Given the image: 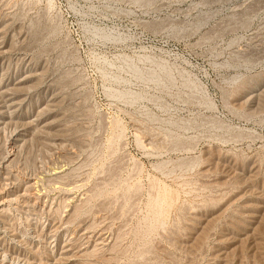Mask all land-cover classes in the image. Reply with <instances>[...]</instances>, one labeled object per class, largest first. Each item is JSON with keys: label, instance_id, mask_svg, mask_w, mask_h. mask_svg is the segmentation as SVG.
I'll use <instances>...</instances> for the list:
<instances>
[{"label": "rangeland", "instance_id": "374dc122", "mask_svg": "<svg viewBox=\"0 0 264 264\" xmlns=\"http://www.w3.org/2000/svg\"><path fill=\"white\" fill-rule=\"evenodd\" d=\"M0 24L13 42L0 57V79L30 64L39 70L30 110L53 96L59 102L49 134L36 124L34 136L14 144L24 130L19 113L0 131V184L9 173L19 194L30 181L41 185L29 192L30 206L7 208L0 264H63L71 255L72 264H264V215L254 226L239 216L264 198V87H252L255 101L244 98L264 78V0H0ZM100 30L122 38L104 40ZM129 64L146 74L166 65L172 84L137 79ZM53 139L60 146H48ZM10 156L15 164L4 175ZM54 170L64 173L47 176ZM195 215L209 221L204 230ZM231 228L243 233L232 247ZM86 231L96 233L90 241Z\"/></svg>", "mask_w": 264, "mask_h": 264}, {"label": "bare ground", "instance_id": "6f19581e", "mask_svg": "<svg viewBox=\"0 0 264 264\" xmlns=\"http://www.w3.org/2000/svg\"><path fill=\"white\" fill-rule=\"evenodd\" d=\"M140 1H142V2H144L145 4H150V3H152L154 0H140ZM17 15V14H16ZM2 18H4V17H2ZM13 22V21H12ZM202 20L201 21H199L198 23H197V27L199 26V25H201L202 24ZM23 24V23H22ZM4 24H0V57H2L3 59L4 58H6V56H7V54L8 53H10V49L12 48V39L10 40V42H8L7 41V30H6V33H5V27H2ZM10 25V24H9ZM9 25H8V27H9ZM7 26V25H6ZM29 28V27H28ZM30 29H31V27H30ZM96 29H92V31H94V34H95V31ZM97 30H99V29H97ZM20 31V30H19ZM23 31V30H22ZM15 32V31H14ZM18 32V31H17ZM31 32V31H30ZM109 32V31H108ZM112 32V31H111ZM106 33V31L105 32H103V30L101 31H97V35H100V38L102 37V38H104V40H119L120 39V37L119 36H115L114 34H112V33ZM19 33V32H18ZM29 33V32H28ZM32 34H33V36L31 37L33 40H37L38 38H39V36H40V34H41V25L40 24H35V25H32V32H31ZM93 34V33H92ZM116 34V33H115ZM16 35V34H15ZM15 35H13V36H15ZM96 35V34H95ZM21 36V35H20ZM27 36V35H26ZM96 37V36H95ZM98 37V36H97ZM122 38V37H121ZM18 38H16V40H17ZM25 39V38H24ZM121 40V39H120ZM14 41V40H13ZM24 41V40H23ZM22 41V42H23ZM26 41V40H25ZM18 42V41H17ZM22 48V47H21ZM14 49H17V47L16 48H14ZM10 50V51H9ZM13 50V49H12ZM13 52V51H12ZM17 52V51H16ZM13 54V53H12ZM4 62V61H3ZM34 62V61H33ZM126 63V62H125ZM128 63V62H127ZM3 64V63H2ZM26 64V63H25ZM4 65V64H3ZM2 65V68H4V66ZM16 65V64H15ZM30 64H27L26 66H27V68L25 69V70H23V71H21V72H19V73H17L16 75H14V76H8V77H6V75H4V76H2L1 77V79H0V131H2V130H4L8 125H11L10 123L11 122H13V120L16 118V115L19 113V115H21L20 117H17V119L18 120H20L21 122H23V128H24V130L23 131H21V132H16L13 136V143L14 144H19V143H24V142H26V140H27V138L29 137V138H31V136L33 135L32 134V130H33V128H34V125H36L37 124V126L40 128V132H42V133H45V134H49L52 130H56L57 129V127L55 126V122H53V121H51V120H54L55 118H57V117H59V116H57V114L59 115V112L57 113V114H55V110H53V108L55 107V105H57L56 104V102H57V100H56V96H53V97H51L50 98V100L47 102V104L44 106V107H42V105H39V106H37L36 108H33V110H30V109H32L31 108V99H30V104H28L27 105V100H29L28 99V96H29V91L32 89V87H34L33 85L37 82V80H39L38 79V76H39V74H38V71L39 70H37V69H34V68H32L31 66H29ZM161 65V66H160ZM160 65H158V66H160V70L159 69H157V70H159V71H161L162 72V74L163 75H160L161 74V72H160V74H157V70L154 72V69L152 70L153 72H149L148 74H146V73H144L142 70H140L139 68H137L136 66H134V65H132V64H129V68L132 70V72L134 73V75H136L137 76V79L139 78V79H142V81H143V79L145 80V79H149V80H152V81H156V82H162L163 80L167 83H171L172 84V78H171V72L170 71H168V69L165 67V66H162L163 64H160ZM34 66V65H33ZM154 66V65H153ZM152 66V67H153ZM1 67V66H0ZM11 68H12V66H11ZM36 68V67H35ZM159 71H158V73H159ZM11 75V74H10ZM44 76V75H43ZM173 77V76H172ZM42 79V78H41ZM119 79V78H118ZM148 80V81H149ZM147 81V80H146ZM186 80H184V83H185V85L187 86L188 84H189V81L186 83L185 82ZM264 78H257V79H255L254 81H252L251 83H249V86L251 87L247 92H245V94H244V98H246V102H249L250 100H254L255 101V99L254 98H256V91H258V90H256V89H253L254 87H264ZM192 85H193V83H191ZM39 85V84H38ZM191 86V85H190ZM248 86V85H247ZM248 86V87H249ZM189 87V86H188ZM194 86H192V88H193ZM196 87V86H195ZM194 87V88H195ZM253 87V88H252ZM60 88V87H59ZM244 88V87H243ZM196 90L198 89L197 87L195 88ZM194 89V90H195ZM240 89V88H239ZM34 90V89H33ZM32 90V91H33ZM31 92V91H30ZM60 93V92H59ZM121 93V92H120ZM235 93V92H234ZM57 94V93H56ZM239 94V93H238ZM31 95V94H30ZM55 95V94H54ZM120 96H121V98L123 97L125 100H129V101H132V100H135L134 98L135 97H139V94L136 96V95H134L133 96V94L132 93H121V94H119ZM141 95V94H140ZM258 95H260V94H258ZM52 96V95H51ZM232 96V95H231ZM261 96H262V94H261ZM264 96V95H263ZM119 97V96H118ZM141 97V96H140ZM33 98V97H32ZM122 98V99H123ZM239 98V97H238ZM234 99V98H233ZM260 99H262V98H260ZM259 100V99H258ZM208 101V100H207ZM57 103H59V102H57ZM242 103H244V104H247V103H245V102H242ZM252 103V102H251ZM63 104V103H62ZM258 104V103H257ZM259 104H261L260 102H259ZM238 105V104H237ZM250 105V104H249ZM262 105V104H261ZM240 106H241V104H240ZM57 107V106H56ZM55 107V108H56ZM246 107H247V105H246ZM261 107V106H260ZM54 108V109H55ZM61 108V107H60ZM256 109H257V107H256ZM30 110V111H29ZM249 110V109H248ZM45 111H47V113L46 114H44L43 115V112L45 113ZM250 112V111H249ZM254 112H255V110H254ZM251 113H253V111H251ZM63 115V114H62ZM64 116V115H63ZM62 116V117H63ZM61 117V118H62ZM64 118V117H63ZM59 120V119H58ZM61 120V119H60ZM63 120V119H62ZM66 122V121H65ZM64 122V123H65ZM13 123H15V122H13ZM57 123V122H56ZM16 124H18V123H16ZM15 124V125H16ZM63 124V123H62ZM14 125V126H15ZM60 125V124H59ZM65 125V124H64ZM60 127H61V125H60ZM17 128H18V126H17ZM16 128V129H17ZM64 128V127H63ZM65 129V128H64ZM22 130V129H21ZM58 130H59V128H58ZM36 131H39V130H35V132ZM60 131H62L61 129H60ZM59 131V132H60ZM67 131V130H66ZM65 131V132H66ZM63 132V131H62ZM61 132V133H62ZM11 133V132H10ZM64 133V132H63ZM37 134V133H36ZM64 134H66V133H64ZM67 135V134H66ZM34 136V135H33ZM40 136V135H39ZM42 136H43V134H42ZM49 136H51V134L49 135ZM48 136V137H49ZM56 136V135H55ZM4 137V136H3ZM45 137H47V136H45ZM47 137V138H48ZM50 138V137H49ZM67 138V137H66ZM65 138V139H66ZM9 139V138H8ZM31 140V139H30ZM68 140H70V139H68ZM48 141V140H47ZM41 142V141H40ZM46 142V141H45ZM70 142V141H69ZM32 143V142H31ZM49 143V142H48ZM52 143H53V145H59L60 143H62L60 140H51L50 141V145H48V146H53L52 145ZM31 145V144H30ZM22 146V145H21ZM60 146V145H59ZM42 147V146H41ZM61 147H62V145H61ZM71 147V146H70ZM21 148V147H20ZM33 148V147H32ZM55 148V147H54ZM69 148V147H68ZM30 149V148H29ZM59 149V148H58ZM45 150V149H44ZM62 150H63V148H62ZM54 151V150H53ZM26 152V151H25ZM13 153V152H12ZM61 153V152H60ZM71 153V152H70ZM7 154V153H6ZM20 154V153H19ZM19 154H18V156H19ZM207 155H208V152H207ZM12 156V155H11ZM10 156V157H11ZM2 157V156H1ZM5 157V156H4ZM8 157V156H7ZM6 157V160H4L5 161V163L7 164V166L4 168L3 166V168L5 169V174L4 175H7V171L9 170L10 171V169H8V168H10L9 167V165L15 160V158L14 157H11V158H7ZM58 157V156H57ZM211 157V156H210ZM63 158V157H62ZM65 158H67V157H65ZM208 158V157H207ZM206 158V159H207ZM225 158V157H224ZM2 160V159H1ZM17 160H19V159H16V161ZM68 160V159H67ZM15 161V162H16ZM0 162H2V161H0ZM206 162V161H205ZM14 163V162H13ZM15 164V163H14ZM66 164V163H65ZM211 164V163H210ZM12 166V165H11ZM212 166V165H211ZM225 166V165H224ZM258 166V165H257ZM58 167V166H57ZM260 167V166H259ZM60 168V167H59ZM215 168V167H214ZM213 168V169H214ZM62 169V168H61ZM227 169V168H226ZM233 169V168H232ZM248 169V172L250 173V174H253V173H255L256 171H255V169H254V167L253 168H247ZM56 170V169H55ZM51 171V174L50 175H47V176H50L51 178H58V177H61V175L64 173L63 171H60V170H58V171ZM65 170V169H64ZM8 171V172H9ZM222 171H223V169H222ZM232 171V170H231ZM245 171H246V169H245ZM261 171V170H260ZM2 172V171H1ZM211 172V171H210ZM219 172V171H218ZM221 172V171H220ZM10 173H12V172H10ZM49 173V172H48ZM66 173H67V171H66ZM209 173V172H208ZM212 173V172H211ZM230 173V172H229ZM1 174V173H0ZM13 174V173H12ZM220 174V173H219ZM234 174V173H233ZM250 174H249V176H250ZM256 174V173H255ZM259 174V173H258ZM8 175H9V173H8ZM8 175L6 176V178L5 179H3L2 180V182H1V184H0V223L1 224H3L4 225V223H3V219L6 217V214L9 212V208L8 207H11L12 205H14V204H16V205H18L19 203H23L24 204V206H30V198H31V195H29V192H31L32 190H34L36 187H38L39 185H38V183L37 182H32V181H30V182H28L27 183V186H26V189H25V192L23 193V194H19L20 192L16 189V185L15 186H13V187H15V189L14 190H11V189H9V187H10V185L7 183V181H8V178H10V176L8 177ZM213 175V174H212ZM229 175V174H228ZM241 175H243V174H241ZM264 175V174H263ZM45 176V175H44ZM43 176V177H44ZM257 176H259V175H257ZM8 177V178H7ZM15 177V176H14ZM46 177V176H45ZM62 177H64V176H62ZM232 177V176H231ZM244 177V176H243ZM242 177V178H243ZM251 178L249 179V181L252 179V177H253V175L252 176H250ZM254 177H255V175H254ZM254 177H253V179H254ZM14 179H16V178H14ZM14 179H13V181H14ZM49 179V178H48ZM55 179L53 180L54 182H56L55 181ZM61 179V178H60ZM233 179V178H232ZM240 179V178H239ZM245 179V178H244ZM10 180H11V178H10ZM20 180V179H19ZM46 180H47V178H46ZM52 180V179H51ZM51 180H49V181H51ZM228 180H229V178H228ZM234 180V179H233ZM16 181V180H15ZM14 181V182H15ZM29 181V180H28ZM37 181V180H36ZM52 181V182H53ZM58 181H60V180H58ZM230 181V180H229ZM238 181V180H237ZM239 181H241V180H239ZM244 181H246V180H244ZM248 181V180H247ZM254 181V180H253ZM9 182V181H8ZM233 182V181H232ZM220 183V182H219ZM231 183V182H230ZM244 183V182H243ZM243 183H242V185H243ZM251 183V182H250ZM253 183V182H252ZM40 184V183H39ZM236 184V183H235ZM245 184H247V182L245 183ZM20 185V184H19ZM232 185V184H231ZM240 185V184H239ZM238 185V186H239ZM41 186V185H40ZM39 186V187H40ZM241 186V185H240ZM239 186V187H240ZM18 187V186H17ZM20 187H21V185H20ZM64 188V187H63ZM233 188H235V187H233ZM240 188H242V187H240ZM19 189V188H18ZM37 189H39V188H37ZM41 189V188H40ZM232 189V188H231ZM263 189V188H262ZM35 191V190H34ZM40 191V190H39ZM39 191H35V193L37 194ZM236 191V190H235ZM242 191V190H241ZM245 191V190H244ZM248 191V190H247ZM246 191V192H247ZM33 192V191H32ZM31 192V193H32ZM251 192V191H250ZM230 193V192H229ZM232 193V192H231ZM239 193H240V191H239ZM248 193V192H247ZM247 193H246V196H247ZM253 193V192H252ZM251 193V194H252ZM33 194V193H32ZM171 194V193H170ZM233 194V193H232ZM249 194V193H248ZM256 193H254V194H252L253 196L255 195ZM165 195V194H164ZM241 195V194H240ZM245 195V194H244ZM252 195H250L251 197H252ZM262 195V194H261ZM35 196H37V195H32V197H35ZM72 196V195H71ZM234 196V195H233ZM257 196V195H256ZM165 197V196H164ZM230 197V196H229ZM242 197H243V195H242ZM241 197V198H242ZM255 197V196H254ZM258 197V196H257ZM263 197H264V195H263ZM37 198V197H36ZM76 198V197H75ZM166 198V197H165ZM240 198V197H239ZM238 198V199H239ZM247 198V197H246ZM253 198V197H252ZM260 198V197H259ZM40 199V198H39ZM257 199V198H256ZM240 200V199H239ZM242 200V199H241ZM258 200V199H257ZM76 201V200H75ZM157 201V200H156ZM256 201V200H255ZM260 204H259V206H256V207H254V206H249V205H247V206H241L242 208H241V210H240V212H241V215H239V216H241V219L242 220H244V221H246V222H248V224H250L251 226H254V225H256V224H258V219H259V216H260V214H263L264 215V213H262L263 211H264V198H262L261 197V199H260ZM161 202V201H160ZM235 202H236V200H235ZM241 202V201H240ZM245 202V201H244ZM237 203V202H236ZM243 203V202H242ZM228 204V203H227ZM165 205V204H164ZM33 206H34V204H33ZM160 206V205H159ZM229 206V205H228ZM21 207V206H20ZM32 207V206H31ZM155 207V206H154ZM218 207V206H217ZM234 207V206H233ZM8 208V209H7ZM34 208V207H33ZM32 208V209H33ZM219 208V207H218ZM229 208H230V206H229ZM228 208V209H229ZM235 208V207H234ZM237 208V207H236ZM8 211H7V210ZM215 209V208H214ZM217 209V208H216ZM30 210V209H29ZM28 210V211H29ZM231 211V210H230ZM16 212V211H15ZM217 212V211H216ZM228 212V211H227ZM226 212V213H227ZM29 213V212H28ZM234 213H235V211H234ZM239 213V212H238ZM205 214V213H204ZM9 215V214H8ZM11 215V214H10ZM160 215V214H159ZM220 215V214H219ZM38 216V215H37ZM201 216V215H200ZM199 216V217H200ZM218 216V215H217ZM57 217V216H56ZM199 217H196V215H195V217L193 216V220H194V225H195V227H196V229L197 230H204L205 228L203 227L207 222L209 223V221L207 220V218H205V219H201V218H199ZM222 217V216H221ZM229 217V216H228ZM70 218V217H69ZM68 218V219H69ZM215 218V217H214ZM231 218V217H230ZM229 218V219H230ZM240 218V217H239ZM7 219V218H6ZM213 219V218H212ZM217 219H218V217H217ZM60 220V219H59ZM75 220V219H74ZM158 220V219H157ZM220 220V219H219ZM69 221H70V219H69ZM68 221V222H69ZM215 221H217V220H215ZM10 222V221H9ZM27 222V221H26ZM237 223H239L238 221H236ZM264 222V221H263ZM262 222V223H263ZM5 223H7V222H5ZM42 223V222H41ZM192 223V222H191ZM208 223H207V225H208ZM214 224H215V222H213ZM30 224V223H29ZM34 224V223H33ZM43 224V223H42ZM193 224V223H192ZM192 224H190V225H192ZM241 224V223H240ZM261 224V223H260ZM7 225V224H6ZM28 225V224H27ZM63 225V224H62ZM80 225V224H79ZM82 225V224H81ZM206 225V226H207ZM242 225V224H241ZM245 225V224H244ZM9 226V225H8ZM13 225H11L10 227H12ZM57 226V225H56ZM193 226V225H192ZM192 226H190V227H192ZM257 226H260V225H257ZM256 226V227H257ZM43 227V226H42ZM59 228L58 229H56V232L60 229V226H58ZM67 227V226H66ZM78 227H80V226H78ZM212 227H213V225H212ZM233 227V226H232ZM242 227V226H241ZM247 227V226H246ZM245 227V228H246ZM57 228V227H56ZM234 228V227H233ZM236 228H238V227H236ZM243 228V227H242ZM253 228V227H252ZM251 228V229H252ZM18 229V228H17ZM80 229V228H79ZM192 229V228H191ZM232 229V228H231ZM248 229V228H247ZM250 229V228H249ZM250 229V230H251ZM259 229H261V228H259ZM8 230V229H7ZM83 230V229H82ZM197 230H195V231H197ZM199 230V231H200ZM234 230H236L235 228H234ZM233 229H232V231H230V234H229V238L227 239V242L226 243H228V245H237L238 243H241V241H242V239H241V237L243 236V233L241 234V233H239V231H234ZM253 230H255V229H253ZM258 230V229H257ZM262 230V229H261ZM4 231L5 232H7L6 231V229L4 228ZM31 231V230H30ZM87 231H89V230H87ZM85 232V234L83 233V236H87L88 237V240L90 241L91 240V238H93V236L96 234H90L89 232ZM97 231V230H96ZM193 231V230H192ZM191 231V233L192 234H194L193 232ZM211 231V230H210ZM248 231V230H247ZM259 231V230H258ZM9 232H11V231H9ZM8 232V233H9ZM53 232V231H52ZM52 232H50V233H52ZM55 232V233H56ZM59 232V231H58ZM75 232H77L76 230H75ZM190 232V231H189ZM203 232V231H202ZM241 232V231H240ZM251 232V231H250ZM13 233H14V231H13ZM78 233V232H77ZM87 233V234H86ZM190 233V234H191ZM207 233H208V230H207ZM10 234V233H9ZM58 234V233H57ZM75 235H76V233H74ZM199 234V232L197 231V233L195 234V235H198ZM200 234H201V232H200ZM253 234V233H252ZM26 235H27V233H26ZM48 235H51V234H48ZM224 235V234H223ZM246 235V234H245ZM248 235V234H247ZM45 236H46V234H45ZM81 236V235H80ZM102 236V235H101ZM202 236V235H201ZM208 236V235H207ZM49 237V236H48ZM197 237V236H196ZM35 238V237H34ZM85 238V237H84ZM247 238V237H246ZM245 238V239H246ZM253 238V237H252ZM255 238V237H254ZM5 239V238H4ZM80 239V238H79ZM101 239V238H100ZM197 239H198V237H197ZM224 239V238H223ZM80 240H82V239H80ZM201 240H202V238H201ZM207 240V239H206ZM225 240V239H224ZM244 240V239H243ZM247 240V239H246ZM245 240V241H246ZM254 240V239H253ZM6 241V240H5ZM12 241L13 242H15L16 244H18V245H21V244H23V241H20L19 240V237H18V235L17 234H13L12 235ZM54 241V240H53ZM78 241V240H77ZM176 241V240H175ZM203 241V240H202ZM256 241V240H255ZM103 242V241H102ZM247 242V241H246ZM205 243V242H204ZM243 243H245V242H243ZM261 243V242H260ZM15 244V245H16ZM28 244V243H27ZM88 244V243H87ZM103 244V243H102ZM257 244H259V242L257 243ZM14 245V246H15ZM67 245V244H66ZM70 245V244H69ZM68 245V246H69ZM232 245H231V247H232ZM247 245V244H246ZM6 246V245H5ZM49 246V245H48ZM73 246V245H72ZM203 246V245H202ZM223 246V245H222ZM243 246H244V244H243ZM11 247V246H10ZM20 247V246H19ZM71 247V246H70ZM190 247V246H189ZM260 247V246H259ZM261 247H263V246H261ZM2 248V249H1ZM0 248V258H3V256H5L4 255V253L7 251L6 250V248L3 246V247H1ZM24 248V247H23ZM60 248V247H59ZM72 248V247H71ZM70 248V249H71ZM89 248V247H88ZM183 248V247H182ZM234 248V247H233ZM257 248V247H256ZM11 249V248H10ZM63 249V251H62V256L63 257H67L68 255H69V250L67 249V247L66 246H64V248H62ZM196 249V248H195ZM226 249V248H225ZM22 250V249H21ZM20 249H18L17 247H14V248H12L11 249V252L13 253V254H15V255H17V256H24L23 255V252L21 251ZM81 250H82V248H81ZM87 250V248L83 251H80V249H79V253L76 255V257H77V259L79 258V260H81L82 259V257L84 258V256H85V251ZM247 250V249H246ZM9 251V250H8ZM190 251V250H189ZM237 251V250H236ZM71 252V251H70ZM76 252H78V250H76ZM89 252V251H88ZM222 252V251H221ZM235 253V252H234ZM239 253V252H238ZM74 254H75V252H74ZM87 254H89V253H87ZM228 254V253H227ZM242 254V253H241ZM258 255V254H257ZM260 255V254H259ZM27 256V255H26ZM88 256V255H87ZM218 256V255H217ZM242 256V255H241ZM6 257V256H5ZM230 257V256H229ZM240 257V256H239ZM18 258V257H17ZM70 258V257H69ZM69 258H62L64 261H65V263H63V264H72V261H71V259H72V255H71V259H69ZM75 258V257H74ZM215 258V257H214ZM244 258V257H243ZM242 258V259H243ZM261 258V257H260ZM7 259V258H6ZM6 259H4V260H6ZM9 259V258H8ZM8 259L6 260V261H8ZM11 259V258H10ZM76 259V260H77ZM85 259H86V257H85ZM88 259V258H87ZM212 259H213V257H212ZM225 259V258H224ZM241 259V261H243ZM33 260V259H32ZM75 260V259H74ZM215 260V259H214ZM245 260V259H244ZM1 261V260H0ZM54 261H55V259H54ZM220 261V260H219ZM235 261V260H234ZM246 261V260H245ZM30 262V261H29ZM41 263H42V260L40 261ZM40 262H39V264H40ZM63 262V261H62ZM62 262H60V260H58L57 262H56V264H61ZM212 262V261H211ZM215 262V261H214ZM213 262V263H214ZM228 262V261H227ZM255 262V261H254ZM5 263V262H4ZM7 263V262H6ZM43 263H44V261H43ZM47 263V262H46ZM3 264V263H2ZM29 264H31V263H29ZM32 264H38V262L37 261H34V262H32ZM55 264V263H54ZM80 264V263H79ZM91 264V263H90ZM241 264V263H240Z\"/></svg>", "mask_w": 264, "mask_h": 264}]
</instances>
